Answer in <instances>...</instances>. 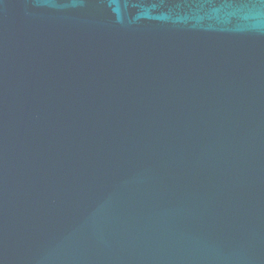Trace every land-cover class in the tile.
Listing matches in <instances>:
<instances>
[{"label":"water","instance_id":"obj_1","mask_svg":"<svg viewBox=\"0 0 264 264\" xmlns=\"http://www.w3.org/2000/svg\"><path fill=\"white\" fill-rule=\"evenodd\" d=\"M0 264H264V0H0Z\"/></svg>","mask_w":264,"mask_h":264}]
</instances>
